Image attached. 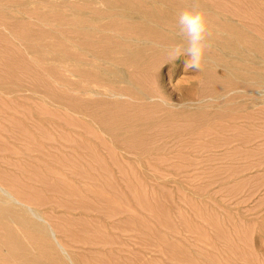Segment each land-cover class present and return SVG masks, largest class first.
<instances>
[{
  "label": "rangeland",
  "instance_id": "1",
  "mask_svg": "<svg viewBox=\"0 0 264 264\" xmlns=\"http://www.w3.org/2000/svg\"><path fill=\"white\" fill-rule=\"evenodd\" d=\"M257 1L0 0V237L42 264H264ZM186 8L200 71L164 51Z\"/></svg>",
  "mask_w": 264,
  "mask_h": 264
},
{
  "label": "clouds",
  "instance_id": "2",
  "mask_svg": "<svg viewBox=\"0 0 264 264\" xmlns=\"http://www.w3.org/2000/svg\"><path fill=\"white\" fill-rule=\"evenodd\" d=\"M177 24L183 43H174L164 49L169 60L183 59L186 70L200 71L208 48L206 13L199 8L179 12Z\"/></svg>",
  "mask_w": 264,
  "mask_h": 264
},
{
  "label": "bare ground",
  "instance_id": "3",
  "mask_svg": "<svg viewBox=\"0 0 264 264\" xmlns=\"http://www.w3.org/2000/svg\"><path fill=\"white\" fill-rule=\"evenodd\" d=\"M40 1H42V0H40ZM104 1H106V0H104ZM117 2V0H108V4H111V5H113L114 3H116ZM251 5V7L253 8V11L251 10V15H256V16H259V17H264V1H257V2H254V3H251L250 4ZM98 11V10H97ZM38 13H39V15L38 16H40L41 15V12H43L44 14H47V12H46V10H38L37 11ZM95 12V11H94ZM101 12V11H100ZM98 12L97 14H101V13H103V12ZM50 14V13H49ZM42 16V15H41ZM61 17V16H60ZM60 17H59V20H61L60 19ZM66 18L64 15L62 16V18ZM70 18V17H69ZM10 19H12L13 21H14V23L16 24V25H20V24H23V23H25V24H23V28L25 27L24 25H26L27 26V24H28V21L29 20H25V19H19L17 16H15V15H12V17L10 18ZM68 19V18H67ZM58 20V21H59ZM64 20V22L66 21L65 19H63ZM70 20V19H69ZM72 21V20H71ZM257 21H258V19H257ZM63 22V21H62ZM73 23V22H72ZM28 26H29V24H28ZM227 28H230V27H228V26H226ZM23 28L21 29V33H25V30H23ZM27 28V27H26ZM82 28V27H81ZM23 31V32H22ZM19 32H20V30H19ZM27 33L29 32V31H26ZM79 32V31H78ZM244 32L246 33V31L245 30H242V34H244ZM248 39H249V37H248ZM250 39H252V38H250ZM259 49H262L263 47H264V44L263 45H261L260 46V43L258 44V46H257ZM1 48V47H0ZM9 49V48H8ZM2 49H0V51H1ZM10 51H11V49H9ZM14 50V49H13ZM12 50V51H13ZM262 51H264V49L262 50ZM130 55V53H128V55L127 56H129ZM154 72H155V69L153 70ZM155 75L156 74H154L153 72H151V75H149L152 79L155 77ZM259 74L257 73V75L256 76H258ZM146 77H148V76H146ZM259 77V76H258ZM143 78H144V76H143ZM230 84V83H229ZM225 86L227 85V84H224ZM233 85V84H232ZM230 86L231 85H227V87H229V89H230ZM259 88H255V90H247L246 89V91H249V92H252L253 94H259V93H264V84H261V86H258ZM222 88V87H221ZM220 88V89H221ZM223 89H224V87H223ZM226 89V88H225ZM88 90H90V91H92V89H88ZM233 89H232V87H231V91H232ZM221 91V90H220ZM227 91H230V90H226V94L228 93ZM229 96V95H228ZM254 96V95H253ZM252 96V97H253ZM251 97V98H252ZM3 209H5V210H9V204L7 203L6 205H0V211L1 210H3ZM36 215H38V213L36 212L35 213ZM24 221L25 222H27V223H29V224H31V225H33V224H37V222L33 219V218H30V217H28V216H26V214L24 213ZM0 221H1V218H0ZM46 234L47 232H46V230L43 228V234ZM50 235L52 236V237H54V241H55V243H56V246L58 247V249L60 250H63V246H62V244L61 243H59L57 240H56V237L53 235V232H50ZM0 244H3V245H5L6 246V254H5V256H4V259H6L7 261H9V263H16V262H19L20 264H42L43 263V261L41 260V258L40 257H38V256H36V255H34V254H30L29 252H25V250H19L18 248H17V246L14 244V243H12L8 238H2V237H0ZM47 245H48V247H49V249H51V250H55L56 251V248L54 247V245L51 243V241L49 240V239H47Z\"/></svg>",
  "mask_w": 264,
  "mask_h": 264
}]
</instances>
